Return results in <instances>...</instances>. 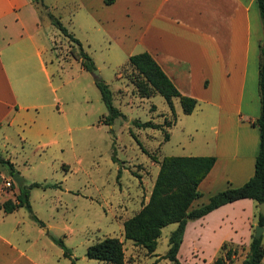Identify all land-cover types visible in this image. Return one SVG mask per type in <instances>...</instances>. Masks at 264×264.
<instances>
[{"label":"crops","instance_id":"0c3cea01","mask_svg":"<svg viewBox=\"0 0 264 264\" xmlns=\"http://www.w3.org/2000/svg\"><path fill=\"white\" fill-rule=\"evenodd\" d=\"M75 1L86 8L79 14L84 17L85 37L71 32L81 46L106 40L125 56L135 48L146 50L182 94L196 99L193 109L186 113H195L193 125L181 122L174 100L175 118L169 125L179 123L180 129L190 135L189 148L194 151L185 154L215 157L197 184L200 195L190 205L205 202L226 186L243 183L253 172L258 147V129L250 123L259 111L256 77L262 38L255 0ZM42 27L32 0H0V125L4 120L13 125L20 109L43 104L37 103L41 96L38 75L45 73L42 51L47 45ZM17 207L10 211L0 208V264H58V255L49 256L48 244L38 234L24 235L19 227L23 217L7 216ZM257 212V203L241 197L188 219L177 258L183 264H209L212 259L203 257L195 247L180 257L188 237L212 238L216 247L223 240L247 245L254 224H258ZM45 230L37 224L36 232ZM70 256L74 254L70 252ZM263 261L264 254L259 264ZM69 264L76 262L70 260ZM224 264H239V258L235 256Z\"/></svg>","mask_w":264,"mask_h":264},{"label":"rangeland","instance_id":"374dc122","mask_svg":"<svg viewBox=\"0 0 264 264\" xmlns=\"http://www.w3.org/2000/svg\"><path fill=\"white\" fill-rule=\"evenodd\" d=\"M42 2L54 5L47 7L59 16L68 31L81 39L85 37L84 17L79 15L85 12V7L77 6L75 0ZM38 14L47 42L42 51L45 73L38 75L41 96L37 103L43 104L20 109L13 125L5 120L1 122L0 155L13 161L24 185L39 182L29 187L28 201L46 230L36 232L38 223L24 205L7 216L23 217L19 227L24 235L25 232L30 237L38 234L48 244L49 256L58 255V264H69L71 259L62 254V248L51 236L62 239L74 254L76 264H109L84 254L86 245L105 235L117 236L122 241L125 264L167 263L161 255L175 222L161 228L153 253L149 254L123 237L122 220L147 198L157 171V164L142 148L155 155L185 154L192 150L190 135L180 129L179 123L164 125L169 137L159 144L163 128L136 126L135 119L163 124L172 120L171 113L165 116L169 107L163 96L154 93L139 97L127 78L131 69L123 65L127 56L117 46H109L106 40L82 45L97 71L83 69L78 46L50 23L42 7L38 8ZM138 51L133 49V53ZM95 78L107 83L112 103L122 113L110 124L99 120L107 110L94 84ZM172 100L181 122L193 125L195 113H183L177 98ZM2 133L7 137L3 138ZM0 172L10 174L6 163H0ZM15 191L14 187L13 194ZM9 197L1 195L0 200ZM261 241L264 243V230ZM191 247L207 258L216 255L219 246L216 247L212 238L188 237L180 257Z\"/></svg>","mask_w":264,"mask_h":264},{"label":"trees","instance_id":"16d2710c","mask_svg":"<svg viewBox=\"0 0 264 264\" xmlns=\"http://www.w3.org/2000/svg\"><path fill=\"white\" fill-rule=\"evenodd\" d=\"M32 2L37 10L42 7L50 23L78 46L77 54L80 66L85 70L93 69L95 64L91 57L82 48L79 40L66 29L59 17L54 15L42 0H32ZM255 2L262 28V38L258 43L256 77L259 111L258 115L250 120V123L258 129V147L254 156L252 174L240 185L226 186L209 195L205 202L191 206L192 199L200 195L197 184L212 166L214 155L163 154L158 157V155L142 148L157 163V171L146 200L135 212L122 220V234L124 238L130 239L134 244L143 247L147 253L152 254L161 228L168 223L175 222V227L167 236V248L161 255L168 260L165 264H183L177 258L176 253L182 239L184 225L188 219L200 217L218 205L237 198L249 197L255 203L264 200V0H255ZM123 65L131 69L127 78L137 95L139 97H149L154 93L162 95L173 116L172 119L175 118L172 98H177L183 113H189L193 109L196 99L182 94L148 51L142 50L129 54ZM94 84L107 110L99 120L110 124L114 117L122 115V113L112 103L111 91L107 83L101 78H95ZM133 123L141 127L163 128L164 125L169 126L171 120H165L163 124L151 120L135 119ZM167 138L168 132L163 128L162 140ZM0 163L7 164L10 174L15 171L12 163L1 155ZM119 173L120 169L117 170V177ZM36 185H39V182L33 181L27 185H24L22 181L20 184L14 183L16 191L13 197L0 200V208L10 211L17 206L24 205L30 211L31 218L42 225V221L32 212L28 201V189ZM257 223L261 225L264 223V215L259 212H257ZM51 238L62 248L63 255L68 256L73 262L74 256H70V250L64 245L62 239L54 236ZM84 254L88 258L98 259L109 264H125L122 241L117 236L105 235L86 245ZM263 254L264 246L261 242V235L255 237L251 234L247 245L223 240L218 247V253L212 257L209 264H224L235 256L239 258V264H259Z\"/></svg>","mask_w":264,"mask_h":264},{"label":"water","instance_id":"95a60500","mask_svg":"<svg viewBox=\"0 0 264 264\" xmlns=\"http://www.w3.org/2000/svg\"><path fill=\"white\" fill-rule=\"evenodd\" d=\"M94 71H97V70L94 69ZM10 176L13 178V180H14V182L16 184H20L21 183L22 177L18 174L17 171H13L10 174ZM257 207H258L259 213L264 215V200L260 201V202H257ZM262 230H263V226L261 224H254V226H253V236L259 237L261 235Z\"/></svg>","mask_w":264,"mask_h":264},{"label":"built area","instance_id":"2783aa9c","mask_svg":"<svg viewBox=\"0 0 264 264\" xmlns=\"http://www.w3.org/2000/svg\"><path fill=\"white\" fill-rule=\"evenodd\" d=\"M14 180L9 175H5L4 173L0 172V196L7 195L9 197L13 196V187H14Z\"/></svg>","mask_w":264,"mask_h":264}]
</instances>
